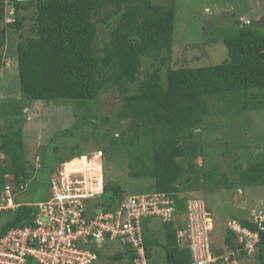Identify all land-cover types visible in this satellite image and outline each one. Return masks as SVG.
I'll return each instance as SVG.
<instances>
[{
  "label": "trees",
  "instance_id": "1",
  "mask_svg": "<svg viewBox=\"0 0 264 264\" xmlns=\"http://www.w3.org/2000/svg\"><path fill=\"white\" fill-rule=\"evenodd\" d=\"M30 7H35L31 17L22 12ZM176 10L175 0H0V77L10 33L21 31L31 19L27 35L21 33L16 46L23 97L28 102H74V123L58 131L51 142L61 134L76 139L82 135L85 141L92 135L103 148L105 161L127 162L130 176L152 180L153 192L175 200L179 223L164 222L163 240L143 223L147 255L151 259L153 246H163V264H187L192 259L190 248L182 245L178 236L185 228L187 202L194 196L186 192L264 184V161H249L244 166L239 159L230 158L232 168L223 169L218 156L210 159L205 135L207 119L220 110L241 115L264 108L263 17L254 19L252 25L239 18L236 34L221 38L228 48V59L223 63L170 68L165 77L157 67L139 80L143 57L164 51L171 54ZM8 11H13L10 21L6 20ZM99 24L109 30L102 42ZM138 80V91L129 93L130 84ZM110 89H117L124 98L116 120L130 123L117 135L111 117H101L94 107L102 92ZM23 111L20 101L0 104V118L7 124L0 132V152L7 162L0 164V193L7 185L12 191L21 189L35 171L26 155ZM86 126L93 127L89 135L80 133ZM102 138L108 143L100 142ZM72 145L70 153L59 158V164L82 154L79 142ZM198 157L203 158L201 165L196 162ZM126 196L122 185L106 174L100 204L113 209ZM35 212L30 203H22L16 210H0V238L11 228L30 224ZM239 222L258 230L251 219ZM236 236L227 225L214 250L224 251L225 244L237 249ZM97 251L102 257L105 249ZM256 251L258 264H264V230L255 251L251 255L242 251L241 260L254 258ZM107 257L118 264H133L134 254L126 249Z\"/></svg>",
  "mask_w": 264,
  "mask_h": 264
},
{
  "label": "rangeland",
  "instance_id": "2",
  "mask_svg": "<svg viewBox=\"0 0 264 264\" xmlns=\"http://www.w3.org/2000/svg\"><path fill=\"white\" fill-rule=\"evenodd\" d=\"M151 1L154 3L170 2V0ZM175 2L177 14L172 52L170 54L164 51L155 57H143L139 80L145 78L147 73L152 72L157 67L161 68V73L165 77L170 68L221 64L228 59V48L221 38L236 34L239 18L240 22L243 23L250 20L252 25L254 19L257 21L263 17L262 23H264V0H175ZM34 10L35 7H30L22 10V12L31 17ZM9 15L13 16V11H8L6 14L7 21L11 20ZM30 25L31 19H28L21 31L10 33L4 47L5 65L0 77V104L4 101H20L24 106L21 119L26 142L25 150L30 163L35 167V171L26 185L23 184L21 189L12 191V196L15 203L33 204L50 198L52 173L59 169V158L70 153L72 144L80 143L81 155L102 151L103 148H100L92 135L88 141L81 137V134H91L93 132L92 126H86L80 132L81 136L77 138L78 140L69 135L61 134L53 140L54 142H51L52 137L58 131L74 123L73 101H68L65 104L44 100L28 102L23 97L19 84L16 46L20 40V34L27 35ZM98 27L100 31L99 40L102 42L108 38L109 30L105 24H99ZM262 28L264 29V24ZM139 80L130 84L129 93L138 91ZM123 102L124 98L119 91L110 89L102 92L94 104L101 117H111L112 124L117 125V127L113 126L116 135L120 129L128 128L130 124L128 120H116V114ZM226 111L220 110L217 115L207 119L208 126L205 135L210 159H216L218 156L222 168L227 170L232 168L230 158L239 159L240 162L244 163V166L249 161H264V108L251 109L241 115ZM106 125L104 126L106 127ZM6 129V121L1 117L0 132ZM100 142L107 144L108 140L102 138ZM225 150L227 155L223 154ZM196 162L201 165L203 158L198 157ZM6 163L5 154L0 152V164ZM126 163L121 160L116 163L105 161L104 158L103 164L108 179L120 183L127 195L153 193V181L130 176V168ZM185 194L187 196L200 195L206 200L214 218L212 234L214 244L220 243L224 238V231L230 220L239 222L238 220L243 218L252 219L256 212L264 211V184L242 185L240 188H223L213 191L194 190ZM1 197L0 201L2 200ZM176 222L179 223L178 218ZM144 224L148 226L150 232L158 234L160 240L164 239L163 219L152 217L145 220ZM181 244L183 245V243ZM120 248L121 244L119 243L109 244L100 258V264H118V261L111 260L107 255L114 254ZM255 253L254 258L245 259V264L248 261L251 264H258V253L257 251ZM165 258L166 249L160 245L153 246V256L150 263L163 264Z\"/></svg>",
  "mask_w": 264,
  "mask_h": 264
},
{
  "label": "built area",
  "instance_id": "3",
  "mask_svg": "<svg viewBox=\"0 0 264 264\" xmlns=\"http://www.w3.org/2000/svg\"><path fill=\"white\" fill-rule=\"evenodd\" d=\"M103 151L76 156L60 163L51 180V196L31 204L35 214L30 224L11 228L0 238V264H100L97 250L115 242L120 250L133 251V264H151L147 255L143 223L152 217L175 220V200L165 193L127 195L113 209L100 204L105 191L106 174ZM10 185L0 193V210H16ZM185 228L180 242L191 250L187 264H245L241 252L255 250L264 230V211L251 219L258 230L230 220L236 233L237 249L225 244L222 252L214 250V218L206 200L194 195L187 202ZM128 263V260L126 261Z\"/></svg>",
  "mask_w": 264,
  "mask_h": 264
},
{
  "label": "clouds",
  "instance_id": "4",
  "mask_svg": "<svg viewBox=\"0 0 264 264\" xmlns=\"http://www.w3.org/2000/svg\"><path fill=\"white\" fill-rule=\"evenodd\" d=\"M251 21L250 20H248V21H246V23H250ZM239 221V220H238Z\"/></svg>",
  "mask_w": 264,
  "mask_h": 264
}]
</instances>
